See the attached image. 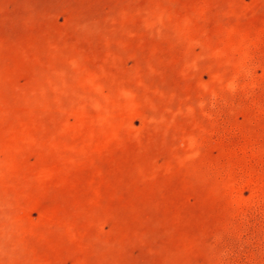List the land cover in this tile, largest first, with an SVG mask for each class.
Wrapping results in <instances>:
<instances>
[{
  "label": "rangeland",
  "instance_id": "obj_1",
  "mask_svg": "<svg viewBox=\"0 0 264 264\" xmlns=\"http://www.w3.org/2000/svg\"><path fill=\"white\" fill-rule=\"evenodd\" d=\"M0 264H264V0H0Z\"/></svg>",
  "mask_w": 264,
  "mask_h": 264
}]
</instances>
